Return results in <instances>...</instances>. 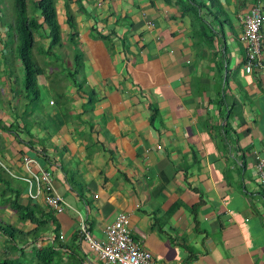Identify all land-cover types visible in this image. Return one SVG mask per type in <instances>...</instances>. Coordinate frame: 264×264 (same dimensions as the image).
I'll return each instance as SVG.
<instances>
[{
	"label": "crops",
	"instance_id": "crops-1",
	"mask_svg": "<svg viewBox=\"0 0 264 264\" xmlns=\"http://www.w3.org/2000/svg\"><path fill=\"white\" fill-rule=\"evenodd\" d=\"M254 5L264 13V0H54L61 44L46 54L45 26L33 35V98L7 47L11 9H1L0 224L35 229L11 211L14 199L46 224L33 237L0 236V257L103 264L78 238L77 214L100 241L123 213L158 264H264L254 173L264 157V20L263 61L250 74L238 41ZM22 157L51 173L70 209L52 214L28 198L13 178L26 176Z\"/></svg>",
	"mask_w": 264,
	"mask_h": 264
},
{
	"label": "built area",
	"instance_id": "built-area-1",
	"mask_svg": "<svg viewBox=\"0 0 264 264\" xmlns=\"http://www.w3.org/2000/svg\"><path fill=\"white\" fill-rule=\"evenodd\" d=\"M263 14L260 6L254 5L243 19L242 31L238 41L243 47V70L245 74H250L253 69L260 68L263 61L260 33L264 20ZM21 164L26 176H13V178L26 185L27 196L30 200L40 199L44 209L52 214H60L65 209H70L53 190L51 173L47 169L39 168L37 163L28 157H22ZM32 166L38 169L32 171L30 169ZM254 173L256 183L264 195V157L256 159ZM76 233L80 241L103 264H158L151 260L132 240L128 217L123 213H119L111 223L104 227V238L100 241L92 237L84 217L77 214Z\"/></svg>",
	"mask_w": 264,
	"mask_h": 264
},
{
	"label": "trees",
	"instance_id": "trees-1",
	"mask_svg": "<svg viewBox=\"0 0 264 264\" xmlns=\"http://www.w3.org/2000/svg\"><path fill=\"white\" fill-rule=\"evenodd\" d=\"M191 1V0H189ZM32 9L41 18L42 23L38 24L36 19L32 16H27V0H11V24L9 30L11 38L15 43V56L19 61L23 71V88L30 97L37 95V89L35 85V79L41 74L40 68L32 62L31 51L33 48V35L45 26L46 35L49 39V44L46 50V54L51 53V49L61 44L59 26L56 21V14L54 9V0H35L32 2ZM73 35L69 36V39ZM79 56L73 57V68L78 66ZM91 99L88 98L86 104L89 106ZM9 208L14 213L19 221L29 220L35 225V229L28 233H22L15 227L9 225L0 224V236H5L9 240L14 241L18 237L34 236L39 230H44V220L38 221L33 219V212L28 211L25 207L20 206L14 199L11 203H8ZM51 219V218H50ZM11 251H15L14 247H8ZM21 252V250H20ZM42 250L36 253L41 255ZM41 264H48L49 261H40ZM0 264H20V260L13 258H1Z\"/></svg>",
	"mask_w": 264,
	"mask_h": 264
},
{
	"label": "rangeland",
	"instance_id": "rangeland-1",
	"mask_svg": "<svg viewBox=\"0 0 264 264\" xmlns=\"http://www.w3.org/2000/svg\"><path fill=\"white\" fill-rule=\"evenodd\" d=\"M0 3L6 4L5 6L0 5V10L2 9L4 11V14L7 11V6H8L9 10L11 9V0H0ZM31 3H30V0H27V16H31L32 15L31 11L33 9H32V4ZM7 42H8L7 43V47L11 46L10 48H11L12 52L14 53L15 52V43H14L13 39L10 37L9 39H7Z\"/></svg>",
	"mask_w": 264,
	"mask_h": 264
}]
</instances>
